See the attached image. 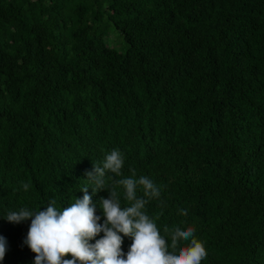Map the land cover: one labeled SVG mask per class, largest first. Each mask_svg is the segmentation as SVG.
Wrapping results in <instances>:
<instances>
[{
  "label": "trees",
  "instance_id": "obj_1",
  "mask_svg": "<svg viewBox=\"0 0 264 264\" xmlns=\"http://www.w3.org/2000/svg\"><path fill=\"white\" fill-rule=\"evenodd\" d=\"M114 148L169 245L192 227L201 264H264V0H0V264L35 257L4 215L74 203Z\"/></svg>",
  "mask_w": 264,
  "mask_h": 264
},
{
  "label": "clouds",
  "instance_id": "obj_2",
  "mask_svg": "<svg viewBox=\"0 0 264 264\" xmlns=\"http://www.w3.org/2000/svg\"><path fill=\"white\" fill-rule=\"evenodd\" d=\"M123 165V154L114 148L101 163L93 162L92 169L86 170L91 183L81 187L83 196L76 197L74 203L58 209L55 199H50L43 210L22 207L4 215L13 224L30 219L23 243L35 253L34 264H201L207 252L204 243L195 237V229L175 227L169 245L145 211L149 200L160 196V188L147 176L136 179L135 170H130V177L116 180L122 176ZM107 173L113 174L114 184L123 186L127 206H122L114 187H105ZM89 185L93 194L104 189L109 193L99 198L102 223ZM138 186L143 196L137 195ZM28 188L29 184L24 183L23 189ZM164 232L169 229L165 227ZM124 237L131 239L127 252L122 248ZM181 241L188 243L180 246ZM6 251L7 239L0 236V261ZM69 254L71 258L66 259Z\"/></svg>",
  "mask_w": 264,
  "mask_h": 264
},
{
  "label": "rangeland",
  "instance_id": "obj_3",
  "mask_svg": "<svg viewBox=\"0 0 264 264\" xmlns=\"http://www.w3.org/2000/svg\"><path fill=\"white\" fill-rule=\"evenodd\" d=\"M108 34H111V35H109L110 38H108V39H111L110 45L115 46L119 50L122 49L124 44H123V40H122V38H120L118 32L115 31L113 28H110V31Z\"/></svg>",
  "mask_w": 264,
  "mask_h": 264
}]
</instances>
